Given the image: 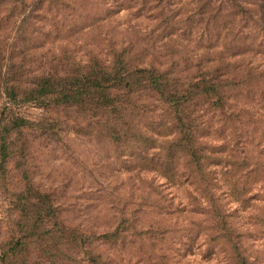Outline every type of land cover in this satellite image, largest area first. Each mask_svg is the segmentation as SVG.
Returning <instances> with one entry per match:
<instances>
[{
  "label": "rangeland",
  "instance_id": "rangeland-1",
  "mask_svg": "<svg viewBox=\"0 0 264 264\" xmlns=\"http://www.w3.org/2000/svg\"><path fill=\"white\" fill-rule=\"evenodd\" d=\"M21 1L0 0V264H264V0L246 13L234 0ZM114 54L180 83L200 64L220 84L195 105L200 181L159 176L174 126L158 102L120 115L26 96L43 76L105 72Z\"/></svg>",
  "mask_w": 264,
  "mask_h": 264
},
{
  "label": "trees",
  "instance_id": "trees-1",
  "mask_svg": "<svg viewBox=\"0 0 264 264\" xmlns=\"http://www.w3.org/2000/svg\"><path fill=\"white\" fill-rule=\"evenodd\" d=\"M14 1V5H22L21 0ZM234 1L241 13H246L249 10L246 6L253 5L251 1ZM241 52V49L232 51L224 58L225 64H235V58L244 55ZM136 60L130 56L126 58V56L121 57L120 54H114L105 72L88 69L75 76H43L34 82V87L26 92V96L31 95L39 102L41 101L38 100L39 96L53 95L51 99L54 103L66 107L88 105L94 102L96 106L100 104L104 109L110 107L114 112L121 113L120 115L130 109L128 106L133 98L138 99L145 96L153 102H158L164 107L162 109H165L170 115L171 125L174 126L170 134H165L173 133V137L167 141L173 148L172 152L169 151L171 153L170 163L155 162L161 164L162 167L157 170L159 176L172 184L192 183L195 179L200 181V176L196 177L195 175H201V154L206 151L201 141L198 142L202 138L201 129L204 128L202 119L204 109L196 110L195 105L197 102L208 101L207 98L210 97L211 90L207 88L212 89L217 95L216 89L220 84L217 82L207 84L200 64L192 66L193 69H196L195 72L190 68L183 69V71H187L186 81L180 83L176 78L174 80L169 78L173 73L172 67L161 62L148 61L141 62L139 67L131 68L130 65ZM241 68H246V66L243 67L242 64H239L238 69ZM249 70L255 71L256 67H249ZM147 112H151V110L148 109ZM130 115L132 113L129 112ZM18 124L20 123L18 122ZM115 127L117 124H112V132L117 134L119 131H114ZM3 130H7V128L4 127ZM0 135V149L5 154L7 150L5 134L1 132ZM159 148L160 151H164L163 147L159 146ZM172 163L171 168L168 165ZM190 164L194 167L193 170L187 169L190 168Z\"/></svg>",
  "mask_w": 264,
  "mask_h": 264
}]
</instances>
